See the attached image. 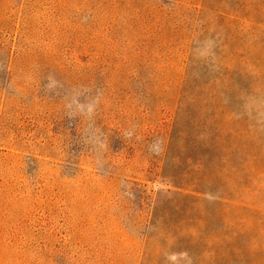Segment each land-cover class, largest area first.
<instances>
[{"label": "rangeland", "instance_id": "1", "mask_svg": "<svg viewBox=\"0 0 264 264\" xmlns=\"http://www.w3.org/2000/svg\"><path fill=\"white\" fill-rule=\"evenodd\" d=\"M0 264H264V0H0Z\"/></svg>", "mask_w": 264, "mask_h": 264}]
</instances>
